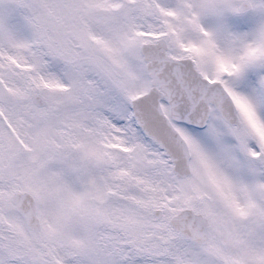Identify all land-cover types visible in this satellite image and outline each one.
I'll return each instance as SVG.
<instances>
[{"label":"snow or ice","instance_id":"obj_1","mask_svg":"<svg viewBox=\"0 0 264 264\" xmlns=\"http://www.w3.org/2000/svg\"><path fill=\"white\" fill-rule=\"evenodd\" d=\"M0 264H264V0H0Z\"/></svg>","mask_w":264,"mask_h":264}]
</instances>
